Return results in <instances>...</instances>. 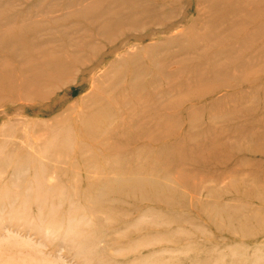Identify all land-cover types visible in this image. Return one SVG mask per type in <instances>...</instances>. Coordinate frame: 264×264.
<instances>
[{"label":"rangeland","instance_id":"374dc122","mask_svg":"<svg viewBox=\"0 0 264 264\" xmlns=\"http://www.w3.org/2000/svg\"><path fill=\"white\" fill-rule=\"evenodd\" d=\"M9 1L0 264H264V0Z\"/></svg>","mask_w":264,"mask_h":264},{"label":"bare ground","instance_id":"6f19581e","mask_svg":"<svg viewBox=\"0 0 264 264\" xmlns=\"http://www.w3.org/2000/svg\"><path fill=\"white\" fill-rule=\"evenodd\" d=\"M7 1H8L9 3L12 2V1H9V0H7ZM57 1H58V0H57ZM92 1H93V0H92ZM155 1H156V0H155ZM213 1H214V0H213ZM224 1H225V0H224ZM245 1H246V0H245ZM41 2H43V1H41ZM44 2H45V1H44ZM46 2H47V1H46ZM101 2H103V1H101ZM215 2H216V1H215ZM229 2H230V1H229ZM243 2H244V1H243ZM249 2H251V1H249ZM256 2H257V1H256ZM9 3H8V4H9ZM77 3H78V2H77ZM77 3H76V4H77ZM88 3H89V2H86V4H88ZM91 3H92V2H91ZM91 3H89V4H91ZM94 3H95V2H94ZM109 3H111V2H109ZM117 3H118V2L116 1V4H117ZM221 3H222V2H221ZM225 3H226V2H225ZM241 3H242V2H241ZM246 3H248V2H245V4H246ZM252 3H253V1H252ZM252 3H251V4H252ZM4 4H5V3H3V5H4ZM8 4H6V5L8 6ZM37 4H38V3H37ZM86 4H85V5H86ZM100 4L102 5V3H100ZM223 4H224V3H223ZM223 4H222V5H223ZM256 4H257V3H256ZM77 5H78V4H77ZM85 5L82 6V7H85ZM91 5H92V4H91ZM91 5H90V7H92ZM94 5H97V4H94ZM108 5H109V4H108ZM122 5H123V4H122ZM211 5H212V4H211ZM249 5H250V4H249ZM262 5H263V4H262ZM12 6H14V5H12ZM36 6H37V5H36ZM36 6H35V8H36ZM38 6H39V4H38ZM41 6H42V4H41ZM44 6H46V5H44ZM133 6H134V5H133ZM238 6H240V5H238ZM238 6H237V8H238ZM252 6H254V4L251 5V8H252ZM257 6H258V5H257ZM259 6H260V5H259ZM17 7H18V6H17ZM47 7H48V6H47ZM90 7L88 6L89 9H90ZM95 7H96V6H95ZM95 7H93V8H95ZM107 7H108V6H107ZM5 8H7V7H5ZM5 8H4V9H5ZM9 8H10V7H8L7 9H9ZM12 8H13V7H12ZM93 8H91V9H93ZM242 8H243V7H242ZM244 8H245V7H244ZM255 8H256V7H255ZM48 9H49V7H48ZM68 9H69V8H68ZM74 9H75V8H74ZM96 9H97V8H95V10H96ZM142 9H143V8H142ZM1 10H2V9H1ZM9 10H10V9H9ZM34 10H35V9H34ZM36 10H38V8H37ZM46 10H47V9H46ZM66 10H67V9H66ZM71 10H73V9H71ZM78 10H79V9H77V14L80 12V11L78 12ZM87 10H88V9H87ZM109 10H110V9H109ZM252 10H253V9H251V11H252ZM4 11H5V10H4ZM44 11H45V10H44ZM73 11H74V10H73ZM73 11H72V12H73ZM83 11H86V10L83 9ZM88 11H89V10H88ZM7 12H8V11H7ZM7 12H5V13H7ZM10 12H11V11H10ZM17 12H18V11H17ZM66 12H67V11H66ZM89 12H90V11H89ZM92 12H93V11H92ZM143 12H144V11H143ZM34 13H35V12H34ZM51 13H52V12H51ZM80 13H81V12H80ZM80 13H79V14H80ZM84 13H85V12H84ZM251 13L253 14L254 11H252ZM259 13H260V12H259ZM262 13H263V12H262ZM36 14H37V13H36ZM48 14H50V13H47V15H48ZM97 14H98V13H97ZM254 14H255V13H254ZM260 14H261V13H260ZM6 15H7V14H6ZM74 15H75V14H74ZM105 15H106V14H105ZM220 15H221V14H220ZM1 16H3V15H1ZM12 16H13V15H12ZM20 16H21V15H20ZM39 16H40V15H39ZM45 16H46V15H45ZM71 16H72V15H71ZM81 16H82V14H81ZM87 16H88V15H87ZM96 16H97V15H96ZM101 16H102V15H101ZM133 16H134V14H133ZM149 16H150V15H149ZM69 17H70V16H69ZM97 17H98V16H97ZM216 17H217V16H216ZM239 17H240V16H239ZM11 18H13V17H11ZM15 18H16V17H15ZM35 18H36V17H35ZM42 18H43V17H42ZM62 18H63V17H62ZM67 18H68V17H67ZM83 18H84V16H83ZM2 19H3V18H2ZM2 19H1V21H2ZM97 19H99V18H96V20H97ZM122 19H123V18H122ZM239 19H240V18H239ZM246 19H247V18H246ZM251 19H253V18H251ZM29 20H30V17H29ZM58 20H59V19H58ZM63 20H65V18H63ZM66 20H67V19H66ZM88 20H89V19H88ZM198 20H199V19H198ZM259 20H260V19H259ZM3 21H4V20H3ZM32 21H33V20H32ZM166 21H167V20H166ZM209 21H210V20H209ZM247 21H248V20H247ZM16 22H17V20H16ZM39 22H40V21H39ZM39 22H38V23H39ZM65 22H66V21H65ZM80 22H81V21H80ZM86 22H87V20H86ZM95 22H96V21H95ZM228 22L230 23V21H228ZM232 22H233V21H232ZM10 23H11V22H10ZM60 23H61V22H60ZM66 23H67V22H66ZM87 23H88V22H87ZM127 23H128V22H127ZM8 24H9V23H8ZM29 24H30V23H29ZM63 24H64V23H63ZM88 24H89V23H88ZM90 24L92 25V23H90ZM146 24H147V23H146ZM13 25H14V23H13ZM18 25H19V24H18ZM27 25H28V24H27ZM34 25H35V24H34ZM102 25H103V24H102ZM250 25H251V24H250ZM258 25H259V24H258ZM6 26H7V24H6ZM15 26H16V25H15ZM25 26H26V25H25ZM28 26H29V25H28ZM30 26H32V25H30ZM106 26H107V25H106ZM9 27H11V25H9ZM34 27H35V26H34ZM39 27H41V26H39ZM45 27H46V26H45ZM48 27H49V26H48ZM53 27H54V26H53ZM98 27H99V26H98ZM2 28H3V27H2ZM15 28H16V27H15ZM37 28H38V27H37ZM112 28H113V27H112ZM140 28H141V27H140ZM9 29H12V28H9ZM13 29H14V28H13ZM30 29H31V28H30ZM42 29H43V28H42ZM2 30H3V29H1L0 32H2ZM7 30H8V29H7ZM15 30H17V29H15ZM50 30H52V29H50ZM54 30H55V29H54ZM63 30H64V29H63ZM91 30H92V29H91ZM108 30H109V29H108ZM108 30H107V31H108ZM226 30H227V29H226ZM12 31L14 32V30H12ZM17 31H20V30L18 29ZM96 31H97V30H96ZM109 31H110V30H109ZM112 31H113V30H112ZM10 32H11V31H10ZM31 32H32V30H31ZM44 32H45V31H44ZM46 32H47V30H46ZM61 32H62V31H61ZM101 32H102V31H101ZM231 32H232V31H231ZM6 33H9V32L6 31ZM22 33H23V31H22ZM64 33H65V32H64ZM41 34H43V33H41ZM50 34H51V33H50ZM228 34H229V33H228ZM1 35H2V33H1ZM24 35H26V33H25ZM24 35H22V36L25 37ZM39 35H40V34H39ZM67 35H68V33H67ZM107 35H108V34H107ZM229 35H230V34H229ZM13 36H14V35H13ZM29 36L31 37V35H29ZM36 36H37V34H36ZM23 37H22V38H23ZM30 37H29V40H30ZM196 37H197V36H196ZM198 37H199V36H198ZM200 37H201V36H200ZM220 37H221V36H220ZM222 37H223V36H222ZM22 38H21V39H22ZM37 38H38V37H37ZM0 39H1V38H0ZM5 39H6V38H5ZM68 39H69V38H68ZM213 39H214V38H213ZM223 39H224V37H223ZM223 39H222V40H223ZM246 39L249 41L248 38H246ZM246 39H245V40H246ZM1 40H2V39H1ZM13 40H14V39H13ZM29 40H27V42H28ZM43 40H44V39H43ZM43 40H42V41H43ZM243 40H244V39H243ZM3 41H4V40H3ZM21 41H23V40H21ZM25 41H26V40H24V42H25ZM42 41H41V42H42ZM218 41H220V40H218ZM240 41H241V40H240ZM19 42H20V41H19ZM29 42H30V41H29ZM111 42H113V41H111ZM220 42H221V41H220ZM224 42H225V41H224ZM243 42H247V41H243ZM10 43H14V42H10ZM34 43H35V42H34ZM70 43H71V42H70ZM84 43H85V42H84ZM154 43H155V42H154ZM217 43H218V42H217ZM222 43H223V42H222ZM1 44H2V43H1ZM15 44H16V43H15ZM19 44H20V43H19ZM39 44H40V43H39ZM111 44H112V43H110V45H111ZM5 45H6V44H5ZM5 45H4V47H5ZM7 45H8V44H7ZM31 45H32V44H31ZM35 45H36V44H35ZM35 45H34V46H35ZM48 45H49V44H48ZM216 45H218V44H216ZM221 45L223 46V44H221ZM245 45H246V44H245ZM12 46H13V45H12ZM43 46H44V45H43ZM43 46H42V47H43ZM88 46H89V45H88ZM88 46H87V47H88ZM2 47H3V44H2ZM15 47H16V46H15ZM24 47H25V46H24ZM27 47H28V46H27ZM87 47H86V48H87ZM89 47H90V46H89ZM220 47H221V46H220ZM20 48L22 49L23 47H20ZM20 48H19V49H20ZM31 48H32V47H31ZM39 48H40V47H39ZM68 48H70V47H68ZM82 48H83V47H82ZM82 48H81V49H82ZM84 48H85V47H84ZM86 48H85V50H86ZM90 48H92V47H90ZM238 48H239V47H238ZM0 49H1V48H0ZM2 49H3V48H2ZM12 49H13V48H12ZM12 49H11V51L14 52V50H12ZM21 49H20V50H21ZM40 49H41V48H40ZM218 49L220 50V48H218ZM45 50H46V49H45ZM48 50L50 51V49H48ZM70 50H71V48H70ZM70 50H69V51H70ZM85 50H84V51H85ZM89 50H90V49H89ZM17 51H19V50H17ZM27 51H28V50H27ZM51 51H52V50H51ZM62 51H63V50H62ZM72 51H73V50H72ZM80 51H82V50H80ZM196 51H197V50H196ZM217 51H218V50H217ZM9 52H10V51H9ZM21 52H22V51H21ZM21 52H20V54H21ZM34 52H35V50H34ZM67 52H68V51H67ZM82 52H83V51H82ZM209 52H210V51H209ZM0 53H3V52H0ZM51 53L53 54V52H51ZM78 53H79V50H78ZM78 53H75V54H78ZM83 53H84V52H83ZM90 53H91V52H90ZM92 53H93V52H92ZM7 54H8V53H7ZM10 54H11V53H10ZM16 54H17V53H16ZM26 54H27V53H26ZM37 54H38V53H37ZM39 54H40V53H39ZM56 54H57V53H56ZM81 54H82V53H81ZM18 55H19V53H18ZM18 55H17V56H18ZM23 55H24V53H23ZM78 55H79V54H78ZM84 55H85V54H84ZM19 56H20V55H19ZM29 56H30V55H29ZM67 56H68V55H67ZM71 56H72V54H70V57H71ZM86 56H87V54H86ZM89 56H91V54H89ZM22 57H23V56H22ZM25 57H26V56H25ZM30 57H31V56H30ZM41 57H42V55H41ZM41 57H40V58H41ZM75 57H76V56H75ZM75 57H71V58H75ZM82 57H83V56H82ZM87 57H88V56H87ZM92 57H93V56H92ZM95 57H96V56H94L93 58H95ZM4 58H5V57H4ZM56 58H57V57H56ZM56 58H55V60H56ZM83 58L85 59V56H84ZM247 58H248V57H247ZM255 58H256V57H255ZM8 59H9V58H8ZM17 59L19 60V58H17ZM43 59H44V58H43ZM67 59H68V58H67ZM75 59H76V58H75ZM84 59H83V60H84ZM89 59H90V58H89ZM5 60H6V58H5ZM72 60H73V59H72ZM76 60H77V59H76ZM226 60H227V58H226ZM12 61H13V60H12ZM34 61H35V60H34ZM46 61H47V60H46ZM46 61H45V62H46ZM58 61H59V60H58ZM61 61H63V60H61ZM61 61H60V62H61ZM156 61H157V60H156ZM14 62H15V61H14ZM21 62H22V61H21ZM21 62H20V63H21ZM63 62H64V61H63ZM85 62H86V61H85ZM16 63H17V62H16ZM28 63H31V64H32V63H34V62L32 61V62H28ZM51 63H52V62H51ZM51 63H49V64H51ZM58 63H59V62H58ZM64 63H65V62H64ZM74 63H75V60H74ZM87 63H88V62H87ZM222 63H223V62H222ZM21 64H24V63L22 62ZM60 64H61V63H59V65H60ZM77 64H80L79 61H78ZM77 64L75 63L74 65L77 66ZM83 64H84V62H83ZM83 64H82V65H83ZM85 64H86V63H85ZM142 64H144V63H142ZM223 64H224V63H223ZM6 65H9V64H6ZM15 65H16V64H15ZM40 65H41V64H40ZM55 65H58V64L55 63ZM59 65H58V66H59ZM62 65H65V64H62ZM67 65H68V64H66V68H69V66L67 67ZM80 65H81V64H80ZM80 65H79V66H80ZM82 65H81V68L83 67ZM144 65H145V64H144ZM144 65H143V66H144ZM151 65H152V64H151ZM155 65H157V64H155ZM23 66H24V65H23ZM23 66H22V67H23ZM38 66H39V65H38ZM76 66H73V68L75 69ZM85 66H87V64H86ZM2 67H4V66H2ZM2 67H0V68H2ZM11 67H12V66H11ZM24 67H25V66H24ZM35 67H37V66L35 65ZM47 67H48V66H47ZM51 67H52V66H51ZM51 67H50L49 69H51ZM55 67H56V66H55ZM154 67H155V66H154ZM221 67H222V66H221ZM6 68H7V67H6ZM6 68H2V69L4 70V69H6ZM15 68H16V67H15ZM33 68H34V66H33ZM73 68H72V69H73ZM34 69H35V68H34ZM34 69H33V70H34ZM36 69H37V68H36ZM39 69H43V68L39 66ZM53 69H56V71H57L58 68L56 67V68H53ZM53 69H52V71H53ZM3 70H2V71H3ZM14 70H15V69H14ZM68 70H69V69H68ZM68 70H67V72H68ZM70 70H71V69H70ZM2 71H1V72H2ZM24 71H25V70H24ZM27 71H28V70H27ZM38 71H39V70H37V73H38ZM47 71H48V70H47ZM47 71L45 70V73H46ZM74 71H76V69H75ZM161 71H162V70H161ZM1 72H0V75L2 74ZM15 72H16V70H15ZM19 72H20V71H19ZM25 72H26V71H25ZM33 72H36V71H33ZM33 72H31V73H33ZM50 72H51V71H50ZM64 72L66 73V70H65ZM70 72H71V71H69V73H70ZM72 72H73V70H72ZM23 73H24V72H23ZM51 73H52V72H51ZM76 73H77V72H76ZM159 73H160V72H159ZM5 74H6V73H5ZM7 74H8V73H7ZM29 74H30V73H29ZM49 74H50V73H49ZM235 74H236V73H235ZM13 75H15V73H14ZM27 75H28V74H27ZM39 75H40V74H39ZM50 75H51V74H50ZM55 75H56V74H55ZM59 75H60V74H59ZM76 75H77V74H76ZM224 75H225V74H224ZM1 76H3V75H1ZM33 76L36 77V75H33ZM52 76L54 77V75H51V77H52ZM57 76H58V74H57ZM133 76H135V75H133ZM160 76H161V75H160ZM225 76H226V75H225ZM16 77H17V76H16ZM39 77H40V76H39ZM53 77H52V78H53ZM59 77H60V76H59ZM61 77H63V76H61ZM61 77H60V78H61ZM64 77H65V75H64ZM235 77H236V76H235ZM237 77H238V76H237ZM239 77H240V76H239ZM11 78H12V77H11ZM13 78H14V77H13ZM52 78H51V79H52ZM230 78H231V77H230ZM5 79H6V78H5ZM14 79H15V78H14ZM14 79H13V80H14ZM20 79H21V78H20ZM26 79H27V78H26ZM33 79H34V77H33ZM54 79H59V78H54ZM54 79H53V80H54ZM134 79H135V78H134ZM1 80H4V79L1 78ZM11 80H12V79H11ZM15 80H16V79H15ZM18 80H19V77H18ZM30 80H32V79H30ZM35 80H36V79H35ZM44 80H45V78H44ZM7 81H8V80H7ZM16 81H17V80H16ZM21 81H22V80H21ZM26 81H27V80H26ZM26 81H25V82H26ZM45 81H46V80H45ZM60 81H61V79H60L58 82L60 83ZM63 81H65V79H64ZM71 81H72V80H71ZM71 81H70V82H71ZM136 81H137V79H136ZM8 82H9V81H8ZM171 82H172V81H171ZM212 82H213V80H212ZM5 83H6V82H5ZM5 83H4V84H5ZM13 83H14V82H13ZM27 83H28V82H26V84H27ZM31 83H32V82H31ZM61 83H62V81H61ZM131 83H132V82H131ZM131 83H130V84H131ZM10 84H11V83H10ZM33 84H35V83H33ZM39 84H40V83H39ZM52 84H53V83H52ZM1 85H2V84H1ZM13 85H14V84H13ZM35 85H36V84H35ZM48 85H49V83H48ZM48 85H47V86H48ZM61 85H62V84H61ZM126 85H127V84H126ZM3 86H4V85H3ZM23 86H24V85H23ZM45 86H46V85H44V86L42 85L41 88H42V87H45ZM47 86H46V87H47ZM54 86H55V85H54ZM57 86H59V85H57ZM127 86H128V85H127ZM205 86H206V85H205ZM7 87H8V86L6 85V88H7ZM10 87H11V86H10ZM25 87H26V86H25ZM25 87H24V88H25ZM61 87H63V86H61ZM1 88H2V87H1ZM1 88H0V89H1ZM13 88H14V87H13ZM39 88H40V87H39ZM49 88H51V87L48 86V89H49ZM58 88H59V87H58ZM51 89H53V88H51ZM54 89H55V88H54ZM3 90H5V88H3ZM12 90H14V89H12ZM12 90H11V91H12ZM16 90H17V89H16ZM16 90H15V91H16ZM21 90H23V89H21ZM5 91H6V90H5ZM48 91H49V90H47L46 92H44V93H46V96L43 95L44 98L48 96V95H47V92H48ZM54 91H56V89H55ZM119 91H121V90L119 89ZM7 92H8V91H7ZM9 92H10V90H9ZM37 92H38V91H37ZM50 92H52V91H50ZM50 92H49V93H50ZM1 93H3V92H1ZM16 93H17V91H16ZM23 93H25V92L23 91ZM23 93H22V94H23ZM27 93H28V92H27ZM30 93H34V92H29L28 97H29ZM42 93H43V91H42ZM42 93L39 92V94H42ZM137 93H138V92H137ZM4 94H6V93H4ZM4 94H2V95H4ZM14 94H15V92H14ZM22 94H21V95H22ZM35 94H36L37 96L39 95V94H37V93H35ZM53 94H54V93H53ZM31 95H32V94H31ZM0 96H1V94H0ZM50 96H52V94H51ZM115 96H116V95H115ZM17 97H18V93H17ZM28 97H27V98H28ZM30 97H32V96H30ZM34 97H35V95H34ZM11 98H12V97H11ZM21 98H23V97H21ZM21 98H20V99H21ZM24 98H26V97H24ZM24 98H23V100H24ZM108 98H109V97H108ZM138 98H139V97H138ZM18 99H19V98H17V101H18ZM20 99H19V100H20ZM48 99H49V98H48ZM112 99H114V98H112ZM1 100H2V99H0V101H1ZM11 100H12V99H11ZM11 100H10V101H11ZM15 100H16V99H15ZM32 100H33V99H32ZM42 100H43V99H42ZM8 101H9V99H8ZM44 101H45V100H44ZM114 101H115V100H114ZM221 101H222V100H221ZM5 103H6V102H5ZM106 104H107V103H106ZM116 105H117V104H116ZM118 105H119V104H118ZM118 105H117V106H118ZM133 105H134V104H133ZM108 106H110V105H108ZM108 106H107V107H108ZM99 120H100V118H99ZM95 121H96V120H95ZM95 123H96V122H95ZM69 125H70V124H69ZM103 126H104V125H103ZM96 127H97V126H96ZM106 127H107V126H106ZM104 128H105V127L101 128V129H104ZM64 129H65V128H64ZM94 129H97V128H94ZM101 129H99V130H101ZM71 130H72V129H71ZM72 131H73V130H72ZM77 132H78V131H77ZM103 132H104V131H103ZM92 133H93V132H92ZM92 133H91V134H92ZM94 133H95V132H94ZM156 133H157V132H156ZM92 135H93V134H92ZM159 136H160V135H159ZM49 137H50V136H49ZM10 138H11V137H10ZM161 138H162V137H161ZM161 138H159V139H161ZM8 139H9V138H8ZM187 140H188V139H187ZM53 142H54V141H53ZM55 144H56V143H55ZM1 146H2V145H1ZM144 146H146V145H144ZM88 147H89V146H88ZM16 148H17V147H16ZM21 149H22V148H21ZM87 149H88V148H87ZM91 149H92V148H91ZM151 149H152V148H151ZM40 151H41V150H40ZM87 151H88V150H87ZM143 151H144V150H143ZM92 152H93V151H92ZM92 152H91V153H92ZM89 153H90V152H89ZM141 153H142V152H141ZM82 154H83V153H82ZM82 154H81V155H82ZM84 154H85V153H84ZM112 154H113V153H112ZM144 154H145V153H144ZM0 155H1V154H0ZM53 155H54V154H53ZM55 155H56V154H55ZM87 155H88V154H87ZM107 155H108V154H107ZM173 155H174V154H173ZM85 156H86V155H85ZM104 156H105V155H104ZM25 157H27V156L25 155ZM39 158H40V157H39ZM4 159H5V158H4ZM25 159H26V158H25ZM89 159H90V158H89ZM27 161H29V159H28ZM120 161H121V160H120ZM131 162H132V161H131ZM0 163H1V161H0ZM21 163H23L22 160H21ZM25 163H26V162H25ZM25 163H24V164H25ZM14 164H15V163H14ZM0 165H1V164H0ZM4 165H5V164H4ZM20 165H21V164H19V166H20ZM7 166H8V165H7ZM26 166H27V164H26ZM0 167H2V166H0ZM14 167H15V165H14ZM117 167H118V166H117ZM4 168H5V166H4ZM4 168H3V170H4ZM21 168H22V167H21ZM89 168H90V167H89ZM159 168H160V167H159ZM12 169H13V167H12ZM18 169H19V168H18ZM98 169H99V168H98ZM13 170H14V169H13ZM20 170H21V169H20ZM22 170H24V169L22 168ZM35 170H36V169H35ZM12 172H13V171H12ZM14 172H15V171H14ZM71 172H72V171H71ZM115 172H116V171H115ZM0 173H1V172H0ZM80 173H81V172H80ZM80 173H79V174H80ZM11 174H13V173H11ZM19 174H20V173H19ZM86 174H87V173H86ZM137 174H139V173H137ZM139 175H140V174H139ZM168 175H169V174H168ZM10 176H11V175H10ZM19 176H20V175H19ZM62 176H63V175H62ZM128 176H129V175H128ZM134 176H135V175H134ZM16 177H17V176H16ZM88 177H89V176H88ZM119 177H120V176H119ZM143 177H145L144 174H143ZM149 177H150V175H149ZM149 177H148V178H149ZM20 178H22V177L20 176ZM107 178H108V177H107ZM116 178L118 179L117 176H116ZM123 178H124V177H123ZM129 178H130V177L126 178V180L129 179ZM131 178H132V176H131ZM136 178H137V176H136ZM139 178H140V177H139ZM27 179H28V178H27ZM27 179H25V180H27ZM61 179H62V178H61ZM108 179H110V178H108ZM111 179L114 180L115 177H114V178H111ZM119 179L121 180V178H119ZM134 179H135V178H134ZM137 179H138V178H137ZM145 179H146V178H145ZM22 180H24V177H23ZM120 180H119V181L116 180V181H117V182H120ZM138 180H139V179H138ZM141 180H142V179H141ZM143 180H144V179H143ZM108 181H110V180H108ZM124 181H125V179H124ZM136 181H137V180H136ZM161 181H162V180H161ZM25 182H26V181H25ZM67 182H68V181H67ZM67 182H66V183H67ZM126 182H127V181H126ZM129 182H130V181H129ZM129 182H127V184H128ZM133 182H134V181H133ZM11 183H12V182H11ZM11 183H10V185H12ZM28 183H29V182H28ZM130 183H131V182H130ZM77 184H78V183H77ZM121 184H125V182H123V183H121ZM13 185H15V184H13ZM98 185H99V184H98ZM132 185H133V184H132ZM145 185H146V184H145ZM147 185H148V184H147ZM21 186H22V185H21ZM112 186H113V184H112ZM133 186H134V185H133ZM162 186H163V184H162ZM10 187H11V186H10ZM16 187H17V185H16ZM101 187H102V186H101ZM107 187H108V186H107ZM128 187H129V185H128ZM142 187H143V185H142ZM79 188H80V187H79ZM105 188H106V186H105ZM125 188H127V186H126ZM131 188H132V187L130 186V189H131ZM7 189H8V188H7ZM53 189H54V188H53ZM59 189H60V188H58V190H59ZM93 189H94V188H93ZM97 189H98V188H97ZM138 189H140V188L138 187ZM62 190H64V188H63ZM98 190H99V189H98ZM101 190H102V189H101ZM101 190H99V192H100ZM119 190H121V189L119 188ZM127 190H129V189H127ZM60 191H61V190H60ZM64 191H65V190H64ZM95 191H96V190H95ZM95 191H93V192H94L93 194H92V191H91L90 193H91L92 195H95V193H97L96 195H98L99 192H98V191L95 192ZM102 191H103V190H102ZM106 191H107V190H106ZM110 191H111V190H110ZM148 191H149V190H148ZM1 192H2V191H1ZM4 192H5V191H4ZM54 192H55V191H54ZM58 192H59V191H58ZM71 192H72V191H71ZM111 192H112V191H111ZM130 192H131V191H130ZM130 192H129V193H130ZM132 192H133V191H132ZM145 192H146V191H145ZM7 193H9V192H7ZM7 193L5 192V194H7ZM15 193H16V192H15ZM15 193H14V194H15ZM17 193H18V191H17ZM44 193H45V192H44ZM101 193H102V192H101ZM113 193L115 194V192H113ZM129 193H128V194H129ZM139 193H141V192H139ZM88 194H89V193H88ZM126 194H127V193H126ZM141 194H142V193H141ZM154 194H155V193H154ZM156 194H157V193H156ZM17 195H18V194H15V196H17ZM23 195H24V194H23ZM60 195H61V194H60ZM69 195H70V194H69ZM85 195H87V194H85ZM99 195H100V194H99ZM123 195H124V194H123ZM132 195H134V194H132ZM8 196H9V195H8ZM90 196H91V195H89V197H90ZM19 197H20V195L18 196V198H19ZM59 197H60V196H59ZM98 197H99V196H98ZM120 197H121V196H120ZM122 197H123V196H122ZM155 197H157V196H155ZM3 198H4V196H3ZM3 198H2V201H4ZM16 198H17V197H16ZM24 198H26V197H24ZM28 198H29V197H28ZM28 198H27V200H28ZM70 198H71V197H70ZM76 198H77V197H76ZM90 198H91V197H90ZM111 198H112V197H111ZM118 198H119V197H118ZM126 198H127V197H126ZM152 198H153V197H152ZM84 199H85V198H84ZM99 199H100V198H99ZM116 199H117V198H116ZM124 199H125V198H124ZM149 199H150V198H149ZM155 199H156V198H155ZM40 200H41V199H40ZM87 200H88V199H87ZM89 200H91V199H89ZM92 200L94 201V199H92ZM95 200H96V199H95ZM101 200H102V199H101ZM106 200H108V199H106ZM113 200H114V198H113ZM140 200H141V199H140ZM16 201H17V200H16ZM42 201H43V198H42ZM51 201H52V200H51ZM93 201H92V203H93ZM110 201H111V199H110ZM4 203H5V202H4ZM8 203H9V202H8ZM83 203H84V202H83ZM100 203H101V202H100ZM115 203H116V202H115ZM148 203H149V202H148ZM41 204H42V203H41ZM49 204H50V203H49ZM111 204H112V202H110V205H111ZM113 204H114V202H113ZM173 204H174V203H173ZM13 205H14V203H13ZM84 205H85V204H84ZM10 206H11V203H10ZM18 206H19V205H18ZM94 206L96 207V205H94ZM97 206H98V205H97ZM105 206H106V208H107V205H105ZM101 207H103V206H101ZM109 207H110V206H109ZM9 208H10V207H9ZM12 208H13V207H12ZM12 208H10V209H12ZM18 208H21V207H18ZM18 208H16V210H17ZM40 208H41V207H40ZM51 208H52V209H51ZM110 208H111V207H110ZM24 209H25V208H23V210H24ZM50 209L53 211V206L50 207ZM98 209H99V208H98ZM103 209H105V208H103ZM215 209H217V207H215ZM6 210H7V208H6ZM12 210H13V209H12ZM89 210H90V209H89ZM17 211H19V210H17ZM52 211H50V215L52 214V213H51ZM87 211H88V210H87ZM148 211H149V210H148ZM219 211H220V210H219ZM227 211H228V210H227ZM0 212H2V211H0ZM7 212H8V211H7ZM101 212H102V211H101ZM3 213H4V212H3ZM10 213H11V211H10ZM22 213H23V212H22ZM127 213H128V212H127ZM216 213H217V211H216ZM7 214H8V213H7ZM16 214H17V213H16ZM19 214H20V213H19ZM119 214H120V213H119ZM146 214H147V213H146ZM22 215H23V214H22ZM54 215H55V214H54ZM220 215H221V214H220ZM2 216H3V215H2ZM17 216H18V214H17ZM29 216H30V215H29ZM116 216H118V214H117ZM151 216H152V215H151ZM4 217H5V216H4ZM18 217H19V216H18ZM23 217H24V216H23ZM26 217H27V216H26ZM75 217H76V216H75ZM104 217H105V216H104ZM118 217H120V216H118ZM5 218H6V217H5ZM21 218H22V216H21ZM85 218H86V217H85ZM121 218H122V216H121ZM1 219H2V217H1ZM22 219H23V218H22ZM98 219H99V218H98ZM103 219H104V218H103ZM106 219H107V218H106ZM52 220H53V219H52ZM86 220H87V219H86ZM138 220H139V219H138ZM155 220H156V219H155ZM0 221H2V220H0ZM9 221H10V220H9ZM11 221H12V219H11ZM109 221H110V220H109ZM156 221H157V220H156ZM138 222H139V221H138ZM2 223H4V221L1 222V225H2ZM113 223H114V222H113ZM145 223H146V222H145ZM99 226H100V225H99ZM41 227H42V226H41ZM48 230H49V229H48ZM70 233H71V232H70ZM76 234H77V233H76ZM88 235H89V234H88ZM166 237H167V236H166ZM87 238H88V237H87ZM85 239H86V238H85ZM86 240H87V239H86ZM87 246H88V245H87ZM84 247H85V246H84ZM8 251H9V250H8Z\"/></svg>","mask_w":264,"mask_h":264}]
</instances>
